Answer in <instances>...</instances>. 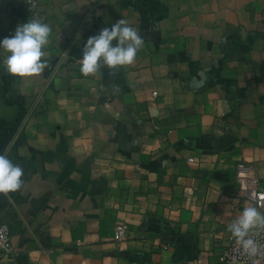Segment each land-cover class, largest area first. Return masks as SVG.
I'll return each instance as SVG.
<instances>
[{
	"label": "crops",
	"instance_id": "0c3cea01",
	"mask_svg": "<svg viewBox=\"0 0 264 264\" xmlns=\"http://www.w3.org/2000/svg\"><path fill=\"white\" fill-rule=\"evenodd\" d=\"M37 2L45 70L9 74L0 49V154L24 169L0 194V264H219L255 206L238 163L264 186V0ZM33 12L0 0V39ZM121 18L145 41L134 62L84 76L87 38Z\"/></svg>",
	"mask_w": 264,
	"mask_h": 264
},
{
	"label": "clouds",
	"instance_id": "9594fccd",
	"mask_svg": "<svg viewBox=\"0 0 264 264\" xmlns=\"http://www.w3.org/2000/svg\"><path fill=\"white\" fill-rule=\"evenodd\" d=\"M35 8L32 0H27ZM51 28L35 15L18 24L14 33L0 39V49L8 53L3 60V71L15 76H33L42 73L48 66L43 50L48 44ZM144 38L128 21L118 19L110 27L102 28L87 38L79 57L80 72L84 76L95 74L101 66L109 69L130 65L144 45ZM24 169L8 156L0 154V194L20 190L24 184ZM264 228V213L257 207H245L238 218L227 225L235 242L250 256L260 251L257 242L249 236L253 230Z\"/></svg>",
	"mask_w": 264,
	"mask_h": 264
},
{
	"label": "built area",
	"instance_id": "2783aa9c",
	"mask_svg": "<svg viewBox=\"0 0 264 264\" xmlns=\"http://www.w3.org/2000/svg\"><path fill=\"white\" fill-rule=\"evenodd\" d=\"M22 2L31 7V4L28 3L27 0H22ZM32 2L35 4V8L32 9V11H34L33 15L41 21H44V14L37 10V0H32ZM235 181L239 185V197L251 202L261 213H264V186L261 178L250 163L246 161H240L238 163L235 171ZM127 234L128 228L125 224H117L115 226V240H124ZM249 236L253 238L260 247V251L256 255L250 256L245 252L242 246L235 242L234 237L229 232L226 242L216 252L219 264H264V228L251 231ZM13 249L10 227L6 223H1L0 256L12 253Z\"/></svg>",
	"mask_w": 264,
	"mask_h": 264
},
{
	"label": "water",
	"instance_id": "95a60500",
	"mask_svg": "<svg viewBox=\"0 0 264 264\" xmlns=\"http://www.w3.org/2000/svg\"><path fill=\"white\" fill-rule=\"evenodd\" d=\"M11 109H12L11 107L3 106V111L8 113V114H10ZM22 258H24V257H22Z\"/></svg>",
	"mask_w": 264,
	"mask_h": 264
}]
</instances>
